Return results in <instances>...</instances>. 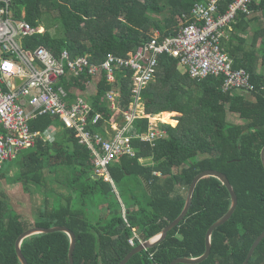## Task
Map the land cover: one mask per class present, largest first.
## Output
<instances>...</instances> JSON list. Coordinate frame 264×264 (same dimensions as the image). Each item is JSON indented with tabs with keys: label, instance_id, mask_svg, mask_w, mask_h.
Returning a JSON list of instances; mask_svg holds the SVG:
<instances>
[{
	"label": "trees",
	"instance_id": "obj_1",
	"mask_svg": "<svg viewBox=\"0 0 264 264\" xmlns=\"http://www.w3.org/2000/svg\"><path fill=\"white\" fill-rule=\"evenodd\" d=\"M205 2L13 0L11 10L15 19L32 27L42 26L45 17L61 24V36L46 30L24 38L23 47L33 50L44 46L58 57L67 50L73 58L87 57L91 64L99 65L110 54L126 57L135 52L155 33L161 38L177 35L183 17L191 19L196 4ZM231 2L222 0L219 14L226 13ZM255 10L264 12V0L252 4L251 12ZM152 14L160 20L154 21ZM220 46L235 70L247 71L253 90L224 92L222 76L196 80L177 59L161 56L156 80L143 93L145 112L164 113V122L171 113L179 123L174 127L171 118V124L162 125L168 135L154 147L134 141L137 156L112 163L108 167L110 182L95 174L89 150L78 145L72 131L59 119L32 120L29 125L33 132L54 125L60 132L55 142L38 140L34 148L22 151L12 162L15 171L10 182L19 184L26 193L33 189L44 199L28 217L18 214L0 196V264H20L15 243L35 227L69 229L76 239L73 264H120L134 249L128 243L134 234L139 237L137 247L178 219L194 178L207 170L228 177L239 204L233 217L212 233L210 255L200 264H244L264 230V167L260 158L264 147V30L257 33L256 43L248 49L233 41L221 42ZM130 75L116 73L113 86L119 97L115 111L105 102L112 87L103 72L94 78L82 75L69 82L63 79L61 85L73 101L85 92L84 83L93 78L95 95L85 99L105 121L120 124L131 104ZM229 115L236 116L238 122H231ZM149 123L140 119L136 127L146 132ZM103 124L101 121L92 131L105 136ZM0 173V178H5ZM231 205L226 187L215 178L202 179L185 220L162 244L135 255L128 264H172L177 259L202 256L207 230L228 213ZM20 249L28 264H69V238L63 232L29 237ZM249 264H264V239Z\"/></svg>",
	"mask_w": 264,
	"mask_h": 264
},
{
	"label": "built area",
	"instance_id": "obj_2",
	"mask_svg": "<svg viewBox=\"0 0 264 264\" xmlns=\"http://www.w3.org/2000/svg\"><path fill=\"white\" fill-rule=\"evenodd\" d=\"M222 0H206L194 7L191 19L180 21L179 33L161 38L159 33L126 57L108 55L99 65L91 64L87 57H71L63 51L55 56L44 46L35 49L23 47V39L45 31L32 27L12 15L13 0H0V172L4 164L12 163L19 153L34 148L38 140L53 143L60 128L49 127L33 132L30 122L38 118L59 119L71 130L78 145L87 148L92 157L95 174L111 181L108 167L120 158L137 156L134 141L152 147L167 137L162 125L164 113L148 115L145 112L143 93L156 80L159 58L168 55L177 59L196 80L210 76H222L224 92L236 90L250 93L253 87L245 70H235L230 56L220 43L231 32L240 15L250 16L252 4L257 0H232L228 11L219 14ZM103 72L109 84L116 83V73H130L131 104L123 113L121 123L105 121L85 99L84 92L68 99V92L61 82L78 79L82 75L96 77ZM92 78V80H93ZM92 80L84 83L85 91ZM119 94L112 87L105 95L110 110L115 111ZM172 118V116H171ZM149 120V130L140 132L136 122ZM103 121L105 136L92 128ZM137 234L130 238L136 246ZM154 260V255L150 256ZM154 264H159L155 263Z\"/></svg>",
	"mask_w": 264,
	"mask_h": 264
},
{
	"label": "water",
	"instance_id": "obj_3",
	"mask_svg": "<svg viewBox=\"0 0 264 264\" xmlns=\"http://www.w3.org/2000/svg\"><path fill=\"white\" fill-rule=\"evenodd\" d=\"M260 158H261V163L264 167V147L261 150ZM210 177L217 179L222 184V186H224L228 189V192L231 196V202H232L231 208L226 215H224L220 220H218L216 223H214L207 230L206 235H205V251H204V254L202 256H200L198 258H191V259H184V258L183 259H177L172 264H200L203 261H205L209 257L210 252H211V236H212V233L214 232V230H216L220 226L226 224L233 217L235 211L238 208V204H239L235 189L232 186L231 182L229 181L228 177L226 175H224L223 173H220V172L214 171V170L203 171V172L199 173L194 178V181L192 182L190 189H189V193L187 196L185 207L183 209L182 214L178 217V219H176L174 222H172L168 227H166L160 234H158L154 238H152L148 241H145L143 243H140L139 246L135 247L133 249V251H131L120 264H128L129 260L131 258H133L135 255L142 253L144 251L151 250V249L157 247L158 245L162 244L167 239L168 234L172 230H174L176 227H178L185 220L187 215L189 214L190 209H191L192 204H193V195H194L195 188H196L198 182L204 178H210ZM95 178L97 179L98 177L95 176ZM55 232H63L68 236V238H69L68 259H69V264H73V254H74V250H75L76 239H75V235L69 229H67L65 227H53L50 229L35 227V228L29 229V230L25 231L23 234H21L15 243V251H16V255L18 257L20 264H28L27 261L25 260L24 256H23L22 252H21V249H20V246L25 239L32 237V236H35V235L51 234V233H55ZM263 239H264V230L256 238V241L254 242L244 264H249L250 260L252 259V257L255 254L257 246L261 243V241Z\"/></svg>",
	"mask_w": 264,
	"mask_h": 264
},
{
	"label": "rangeland",
	"instance_id": "obj_4",
	"mask_svg": "<svg viewBox=\"0 0 264 264\" xmlns=\"http://www.w3.org/2000/svg\"><path fill=\"white\" fill-rule=\"evenodd\" d=\"M151 18L154 21L160 20V17H157L153 14L151 15ZM41 28L44 29V31L49 30L54 35H58V36L62 35L60 22L54 20L53 18L45 17ZM180 69L183 72L186 71L185 68L181 67ZM91 85L94 87L93 84ZM92 86H89V88L85 91L86 93H84L86 99H88V97H90V95L93 93L94 88ZM172 120L175 121V123L173 124L169 123V124L176 126L177 121L174 119ZM229 120L231 122H238L236 116L229 115ZM14 167L15 166L13 165V163L4 164L2 172L5 174V178H0V196L2 197V200L4 202H7L8 206H10L16 212H18V214L20 213V215L32 217L33 213L36 212L38 207L41 206L44 197L41 193H37L36 191H33V189L31 193L23 192V189L19 184H13L12 182H10L9 179L13 176L15 171ZM52 179L53 178H51V180ZM62 192L64 193L63 189Z\"/></svg>",
	"mask_w": 264,
	"mask_h": 264
},
{
	"label": "crops",
	"instance_id": "obj_5",
	"mask_svg": "<svg viewBox=\"0 0 264 264\" xmlns=\"http://www.w3.org/2000/svg\"><path fill=\"white\" fill-rule=\"evenodd\" d=\"M238 19L239 20H237V22L233 25L231 32H229L227 34V37H224L221 40V42H224V44H228L229 42L233 41V43L236 45L244 44L243 47L246 49H248L249 47H253L254 44L256 43L257 33L264 30V12L260 11V10H255V12H252V15L250 17H248L247 19L242 20L240 17ZM259 43H260V41H259ZM92 82L94 85V87L93 86L92 87L94 89H93V93L90 95V97H93L95 95L96 88H97L96 87V80L93 79ZM111 87H114V86L111 85ZM169 114L172 116L171 113H169ZM176 121H177V125H178L179 121L178 120H176ZM140 243H143V241H140Z\"/></svg>",
	"mask_w": 264,
	"mask_h": 264
},
{
	"label": "bare ground",
	"instance_id": "obj_6",
	"mask_svg": "<svg viewBox=\"0 0 264 264\" xmlns=\"http://www.w3.org/2000/svg\"><path fill=\"white\" fill-rule=\"evenodd\" d=\"M162 119H163V117H162ZM163 121H164V119H163ZM170 121H171V118H170V120L169 119L167 120V123H169Z\"/></svg>",
	"mask_w": 264,
	"mask_h": 264
}]
</instances>
